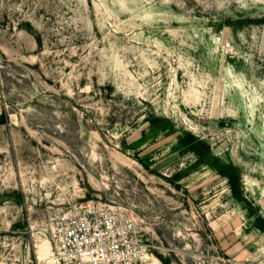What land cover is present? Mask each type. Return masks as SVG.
Returning a JSON list of instances; mask_svg holds the SVG:
<instances>
[{
    "label": "rangeland",
    "instance_id": "1",
    "mask_svg": "<svg viewBox=\"0 0 264 264\" xmlns=\"http://www.w3.org/2000/svg\"><path fill=\"white\" fill-rule=\"evenodd\" d=\"M89 208L151 264H264V0H0V264Z\"/></svg>",
    "mask_w": 264,
    "mask_h": 264
},
{
    "label": "built area",
    "instance_id": "2",
    "mask_svg": "<svg viewBox=\"0 0 264 264\" xmlns=\"http://www.w3.org/2000/svg\"><path fill=\"white\" fill-rule=\"evenodd\" d=\"M48 240L51 264H151L135 226L107 211L61 213Z\"/></svg>",
    "mask_w": 264,
    "mask_h": 264
},
{
    "label": "bare ground",
    "instance_id": "3",
    "mask_svg": "<svg viewBox=\"0 0 264 264\" xmlns=\"http://www.w3.org/2000/svg\"><path fill=\"white\" fill-rule=\"evenodd\" d=\"M149 257V256H148ZM154 262V261H153Z\"/></svg>",
    "mask_w": 264,
    "mask_h": 264
}]
</instances>
